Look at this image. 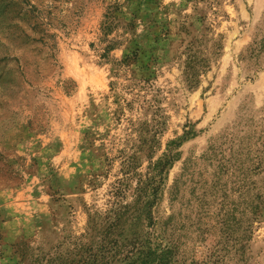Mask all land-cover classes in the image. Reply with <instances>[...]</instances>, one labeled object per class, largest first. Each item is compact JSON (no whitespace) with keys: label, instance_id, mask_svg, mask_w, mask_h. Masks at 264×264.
<instances>
[{"label":"rangeland","instance_id":"1","mask_svg":"<svg viewBox=\"0 0 264 264\" xmlns=\"http://www.w3.org/2000/svg\"><path fill=\"white\" fill-rule=\"evenodd\" d=\"M119 206L264 264V0H0V264H88Z\"/></svg>","mask_w":264,"mask_h":264},{"label":"trees","instance_id":"2","mask_svg":"<svg viewBox=\"0 0 264 264\" xmlns=\"http://www.w3.org/2000/svg\"><path fill=\"white\" fill-rule=\"evenodd\" d=\"M158 165H162L159 163ZM159 174L160 166H156ZM160 175H154L147 185L148 195L144 197V188L138 190L137 204L152 208L158 201L161 189ZM136 204V205H137ZM145 217L152 220L151 213L132 209L131 207L112 208L101 216L90 217V229L95 231L97 243L89 250L88 264H182L179 259L178 242L169 234L167 227L157 228L155 222L149 226L151 231L144 235L133 234L131 239L122 238L127 225L132 230L137 221ZM150 217V218H149ZM138 225H136L137 227ZM152 227V228H151Z\"/></svg>","mask_w":264,"mask_h":264}]
</instances>
